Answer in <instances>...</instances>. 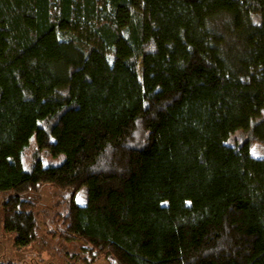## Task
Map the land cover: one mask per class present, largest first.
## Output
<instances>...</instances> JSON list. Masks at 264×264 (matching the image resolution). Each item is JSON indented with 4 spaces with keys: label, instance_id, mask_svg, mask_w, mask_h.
Returning <instances> with one entry per match:
<instances>
[{
    "label": "trees",
    "instance_id": "1",
    "mask_svg": "<svg viewBox=\"0 0 264 264\" xmlns=\"http://www.w3.org/2000/svg\"><path fill=\"white\" fill-rule=\"evenodd\" d=\"M252 143L264 0H0V199L17 248L55 238L96 262L264 264ZM44 187L67 204L51 232L30 199Z\"/></svg>",
    "mask_w": 264,
    "mask_h": 264
},
{
    "label": "rangeland",
    "instance_id": "2",
    "mask_svg": "<svg viewBox=\"0 0 264 264\" xmlns=\"http://www.w3.org/2000/svg\"><path fill=\"white\" fill-rule=\"evenodd\" d=\"M136 9L139 13H143V4L138 3ZM177 27L181 29L183 25L178 23ZM139 75L141 80V73ZM251 149L253 156L256 158L264 156V144L252 143ZM49 163L47 158H43L40 161V166L44 168ZM61 197L59 192L48 187H44L37 196L30 197V199L40 203L38 209L41 215L40 224L44 229L47 228V231L51 232L55 230V226L62 225L63 215L67 211V204L62 202ZM75 200L79 205H85L87 202V189L82 188L77 193ZM1 205L2 199H0V262L10 264H87L90 262L94 264L96 262L95 259L97 258L94 257V251L79 241L68 243L53 238L50 246L44 249L39 246L17 248L15 246V237L7 235L2 228L3 213ZM47 231L44 232L46 233ZM95 264L116 263L113 261L107 262L104 258H99Z\"/></svg>",
    "mask_w": 264,
    "mask_h": 264
}]
</instances>
